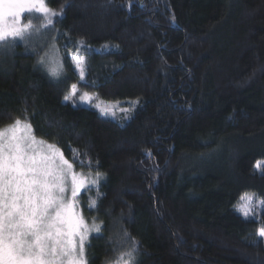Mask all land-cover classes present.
Segmentation results:
<instances>
[{
    "label": "trees",
    "instance_id": "trees-1",
    "mask_svg": "<svg viewBox=\"0 0 264 264\" xmlns=\"http://www.w3.org/2000/svg\"><path fill=\"white\" fill-rule=\"evenodd\" d=\"M47 5L62 82L31 44L0 50V127L27 119L70 161L79 153L76 171L103 175L80 195L83 216L101 226L88 264H115L131 247L125 232L135 264H264V214L253 222L237 210L247 193L264 203V0ZM65 33L87 46L83 82ZM72 84L139 104L121 121L65 101Z\"/></svg>",
    "mask_w": 264,
    "mask_h": 264
},
{
    "label": "snow or ice",
    "instance_id": "snow-or-ice-1",
    "mask_svg": "<svg viewBox=\"0 0 264 264\" xmlns=\"http://www.w3.org/2000/svg\"><path fill=\"white\" fill-rule=\"evenodd\" d=\"M25 14H29L26 23ZM62 16L61 12L59 17ZM33 17L41 23L34 24ZM57 17L47 0H0V50L10 49L18 42L27 46L34 38L46 37L55 30ZM64 35V47L71 45L75 49L70 58L83 82L86 60L80 53L87 51V46ZM38 64L57 82H62L64 63L54 43ZM77 94V85L72 84L64 100H72ZM91 99L88 92L79 95L82 102ZM95 107L103 115H115L116 109L127 113L131 108L103 101ZM77 155L74 151L70 161L55 144L38 138L27 119L17 118L0 127V264H88L86 248L90 245L86 241L91 232L100 233L101 226L95 221L89 225L75 209L78 195L85 189L91 191L89 185H96L101 174L89 179L77 173L73 162ZM78 163L84 167L82 161ZM255 169L264 175V162L257 161ZM241 201L237 210L245 219L255 222L254 197L245 194ZM259 207L264 214V203ZM94 208H97L95 199L89 204L90 211ZM257 235L264 238V226L258 228ZM124 237L131 247L119 254L115 264H135L136 243L127 232Z\"/></svg>",
    "mask_w": 264,
    "mask_h": 264
},
{
    "label": "rangeland",
    "instance_id": "rangeland-1",
    "mask_svg": "<svg viewBox=\"0 0 264 264\" xmlns=\"http://www.w3.org/2000/svg\"><path fill=\"white\" fill-rule=\"evenodd\" d=\"M25 19H24V22L26 23V22H28V17H29V14H25ZM32 22L34 23V24H36V25H39L40 23H41V21L40 20H38V19H35L34 17L32 18ZM55 44V46L59 49V46L57 45V43L55 42V37H54V30L53 31H50V32H48L47 33V35H46V37H44V38H41V39H39V40H37V39H35L34 38V42L33 43H31V46L32 47H34V48H36V49H39V53H40V57L41 56H44V54H45V52H48L49 50H50V48H51V46H52V44ZM60 50V49H59ZM95 51H99V50H102V48H95L94 49ZM90 53H91V51H90ZM60 55H61V57H62V59H63V54H62V52H61V50H60ZM47 71V70H46ZM78 71V70H77ZM48 72V71H47ZM63 72H64V70H63ZM77 89H78V94H77V96L76 97H73V99L72 100H69L73 105H84V106H91V107H94V108H96L95 107V104L96 103H98V102H100V101H103V102H105V103H116V102H119V104H120V106L121 107H125V108H127V107H130L131 106V108H130V111L129 112H127V113H123V112H121V111H119L118 109H116L115 110V115H112V114H108V115H106V116H110V117H112V118H115V119H118V120H121V121H124V120H127L129 117H130V115H131V113L133 112V110L135 109V107L139 104V101L138 100H104V99H101L100 97H98L96 94H93V93H89L91 96H92V99H91V101H89V102H82V101H80L79 100V95L80 94H82V93H84V92H86L85 90H81L80 88H78L77 87ZM97 109V108H96ZM97 110H99V109H97ZM102 114V113H101ZM39 138V137H38ZM40 139H42V138H40ZM44 140V139H43ZM46 141V140H45ZM48 142V141H47ZM49 143V142H48ZM50 144H52V143H50ZM58 147V146H57ZM59 148V147H58ZM60 149V148H59ZM61 150V149H60ZM62 151V150H61ZM75 169V168H74ZM76 171V170H75ZM77 173H82L85 177H87V178H89V179H92V178H96V174H85V173H83V172H80V171H76ZM102 175V174H101ZM102 177H103V175H102ZM100 182H101V178L99 177L98 178V182H97V184L96 185H89V187H91V188H98L99 187V184H100ZM86 190V189H85ZM84 190H82L81 191V193L83 192ZM81 193L78 195V197H77V205H76V211L77 212H80V213H82L81 212V209H80V207H79V201H80V195H81ZM248 195H250V196H253L254 197V204H256L257 206L255 207V209H254V215H255V218H259L261 215V210H260V207H259V205L262 203L261 202V199H259V197L258 196H256V195H254V194H251V193H247ZM241 203H242V201L239 203V206L241 205ZM239 206H238V208H239ZM85 218V217H84ZM85 220H86V218H85ZM94 220H91V221H88V220H86V222L89 224V225H91V223L93 222ZM96 222V221H95ZM93 234H96V232H91L90 234H89V237H88V239H87V241H86V244H87V242H88V240H89V238L91 237V235H93Z\"/></svg>",
    "mask_w": 264,
    "mask_h": 264
}]
</instances>
